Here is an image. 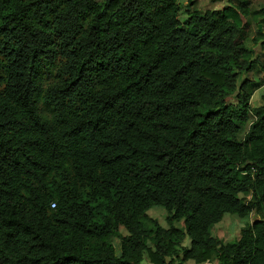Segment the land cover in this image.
Returning <instances> with one entry per match:
<instances>
[{"label": "trees", "instance_id": "obj_1", "mask_svg": "<svg viewBox=\"0 0 264 264\" xmlns=\"http://www.w3.org/2000/svg\"><path fill=\"white\" fill-rule=\"evenodd\" d=\"M180 1L0 0V264H264L249 9Z\"/></svg>", "mask_w": 264, "mask_h": 264}, {"label": "rangeland", "instance_id": "obj_2", "mask_svg": "<svg viewBox=\"0 0 264 264\" xmlns=\"http://www.w3.org/2000/svg\"><path fill=\"white\" fill-rule=\"evenodd\" d=\"M195 6L193 9H197L200 12L223 10L228 6H239L243 3H247L249 9L248 27L244 32L247 45L253 50L254 68L251 73L245 74L243 79L249 80L252 85L253 96L251 99V107L257 108L263 104L262 96L264 91V47L262 46L264 36V0H194ZM183 5L187 4V0L180 1ZM262 28V29H260ZM261 30V31H260ZM260 31V32H259ZM232 104H237L238 99H233ZM248 130V126L244 127V131ZM248 199L250 196L247 197ZM150 219L158 221L162 226L168 228L166 221L167 213L161 208H154L148 212ZM259 217L256 213H251L246 219H240L233 215H226L221 223L215 226L212 233L218 239L221 244H227L234 240H237L241 234V230L248 225H251ZM180 226V224H177ZM122 234L127 235V231L122 228ZM190 240L186 239L185 246H189ZM115 253L120 255L119 240H114ZM142 264H151L149 262L147 254L144 256ZM178 260H175V264H178ZM186 264H196L194 261H189ZM206 264H218L217 257Z\"/></svg>", "mask_w": 264, "mask_h": 264}, {"label": "built area", "instance_id": "obj_3", "mask_svg": "<svg viewBox=\"0 0 264 264\" xmlns=\"http://www.w3.org/2000/svg\"><path fill=\"white\" fill-rule=\"evenodd\" d=\"M53 206H55V205L53 204Z\"/></svg>", "mask_w": 264, "mask_h": 264}, {"label": "water", "instance_id": "obj_4", "mask_svg": "<svg viewBox=\"0 0 264 264\" xmlns=\"http://www.w3.org/2000/svg\"><path fill=\"white\" fill-rule=\"evenodd\" d=\"M260 29H262V28H260Z\"/></svg>", "mask_w": 264, "mask_h": 264}]
</instances>
